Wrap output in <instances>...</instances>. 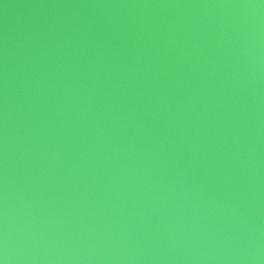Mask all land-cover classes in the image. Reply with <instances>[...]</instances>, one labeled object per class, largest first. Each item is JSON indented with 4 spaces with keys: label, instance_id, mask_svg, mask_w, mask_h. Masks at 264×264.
Wrapping results in <instances>:
<instances>
[{
    "label": "water",
    "instance_id": "1",
    "mask_svg": "<svg viewBox=\"0 0 264 264\" xmlns=\"http://www.w3.org/2000/svg\"><path fill=\"white\" fill-rule=\"evenodd\" d=\"M0 264H264V0H0Z\"/></svg>",
    "mask_w": 264,
    "mask_h": 264
}]
</instances>
